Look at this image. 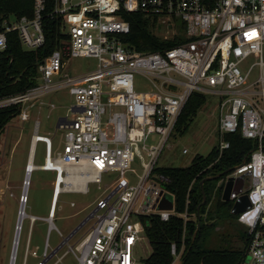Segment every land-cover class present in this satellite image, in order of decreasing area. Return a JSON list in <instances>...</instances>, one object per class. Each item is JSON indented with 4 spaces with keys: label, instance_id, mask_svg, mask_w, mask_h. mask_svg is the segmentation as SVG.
<instances>
[{
    "label": "built area",
    "instance_id": "built-area-1",
    "mask_svg": "<svg viewBox=\"0 0 264 264\" xmlns=\"http://www.w3.org/2000/svg\"><path fill=\"white\" fill-rule=\"evenodd\" d=\"M131 13L154 21V34L161 40L172 38L170 32L177 30L183 41L162 52L135 51L123 42L130 31L123 16ZM47 16L59 20L61 38L38 65L36 85L0 99V109L17 107L15 118L23 124L32 109L56 108L45 103L46 96L66 90L73 97L66 114L57 118L55 132H61L57 145L55 133L39 135L36 121L26 159L33 161L36 145L42 144L43 163L36 167L54 171L57 177L49 217H28L30 227L43 220L48 235L56 231L61 240L51 249L47 236L39 253L29 249L28 237L22 264L28 257L34 264H136L135 247L145 239L144 218L156 216L166 222L178 216L186 221V213L176 212L175 197L165 188L168 178L154 171L194 93L217 97L218 158L229 148L226 135L237 133L253 143V150L223 185L232 179L231 213L234 205L243 207L233 213L248 235L239 264H264V0H32L30 17L3 21L0 50L9 33L17 34L26 51L42 47ZM159 28L165 31L159 33ZM75 58L94 59L96 67L78 75L67 72V63ZM249 59L255 62L243 71ZM254 66L259 75L249 83ZM182 154H188L187 149ZM134 166H139V173ZM109 174L116 177L88 215L62 236L54 225L57 196L87 194L90 184L101 185L103 175ZM168 196L172 209L159 210ZM26 202L23 198L21 207ZM171 254L178 261L174 245Z\"/></svg>",
    "mask_w": 264,
    "mask_h": 264
},
{
    "label": "trees",
    "instance_id": "trees-1",
    "mask_svg": "<svg viewBox=\"0 0 264 264\" xmlns=\"http://www.w3.org/2000/svg\"><path fill=\"white\" fill-rule=\"evenodd\" d=\"M31 11L32 0H0V28L7 18L30 17ZM49 11L48 7L46 12ZM123 18L130 28L123 42L137 52H162L179 43L164 41L155 36L154 21L144 15L131 13L125 14ZM43 32L44 45L35 51L24 50L16 33L7 35L5 48L0 50V99L20 94L36 85L38 65L57 47L61 38L59 20L45 17ZM203 101L201 94L191 95L178 118L176 132L181 126L182 133L187 130ZM17 113L16 106L0 109V132ZM225 140L229 142V148L219 158L218 150L214 147L206 156H194L186 167L155 169L154 172L168 178L169 183L165 188L175 197L176 212L186 213L187 220L178 216H172L166 222L156 216L144 218V236L151 253L141 264H173L172 245L181 264H239L244 259L248 244L247 232L234 228L233 224H238L235 215L231 213L232 203L222 201L221 196L223 182L230 174L227 171L240 165L254 146L252 141L243 139L237 133L226 135ZM262 148L264 152V140ZM219 174L221 176L218 179L203 183L206 201L197 215V207L202 201L200 182ZM197 225L199 227L196 231ZM216 227L222 229L215 231Z\"/></svg>",
    "mask_w": 264,
    "mask_h": 264
},
{
    "label": "rangeland",
    "instance_id": "rangeland-1",
    "mask_svg": "<svg viewBox=\"0 0 264 264\" xmlns=\"http://www.w3.org/2000/svg\"><path fill=\"white\" fill-rule=\"evenodd\" d=\"M162 31H165V29L159 28L158 32L161 33ZM153 32H155V29H153ZM171 35L173 37L168 38V41L180 43L184 39V36L177 30L171 31L170 37ZM262 52L264 60V47ZM254 62L255 60L249 59L242 66L243 71H246L249 65ZM67 66V72L72 71L78 75L94 69L96 61L88 58H75L71 59ZM258 75L259 68L254 66L248 82L255 81ZM143 83L144 81H141L140 86L142 88L144 86ZM256 88H259V85ZM201 95L204 98L203 104L197 110L192 122L184 133L181 132L183 128L181 126L177 132L174 131L171 134L167 141L169 148L166 146L161 151L156 162L157 168L186 167L194 156H206L216 146L219 120V112L216 109L217 97L207 93H201ZM44 101L45 103L54 104L56 108L52 111L47 107L40 110L32 109L28 122L21 124L17 118H13L0 132V264H9L10 262L13 238L23 198L27 199L24 208L26 217L22 221L15 264L23 263L28 237H30L29 249L34 250L37 248L39 253L43 249L47 236L51 249L55 248L61 240L56 231H52L48 235L47 224L43 220H37L30 227V219L28 218L35 216L45 220L49 217L52 198L57 184L56 173L49 170H39V168L35 169L30 177L27 195H24L26 159L35 122L38 121L40 123L39 135L48 134L52 136L55 133L53 138L55 147L61 137L60 131L55 132L57 118L66 114L67 107L73 104V97L69 96L66 90H62L46 96ZM153 140H155V137H153ZM183 149H187L188 154H182ZM42 163L43 145L37 144L33 155V164L40 166ZM133 168L137 173L140 172L139 166H134ZM115 177V174L103 175L102 184H90L87 194L64 193L57 196L53 212L54 225L62 236H67L88 215L92 208V203L102 195L105 186ZM128 177L132 178L130 174H128ZM71 203L74 204L73 207L70 206ZM232 222L235 223L234 221ZM233 225L238 229H243L240 225ZM150 253V245L146 239H143L136 245L134 250L136 264H141ZM34 262L28 257L27 264H34Z\"/></svg>",
    "mask_w": 264,
    "mask_h": 264
},
{
    "label": "water",
    "instance_id": "water-1",
    "mask_svg": "<svg viewBox=\"0 0 264 264\" xmlns=\"http://www.w3.org/2000/svg\"><path fill=\"white\" fill-rule=\"evenodd\" d=\"M245 159H246V158H245ZM245 159L243 160V162L245 161ZM243 162H242V163H243ZM232 170H233V169H231V170H229V171H227V172H231ZM220 176H221V175L219 174V175H216V176L207 177V178H204V179L200 182V190H201V195H202V201H201L200 205L197 207V215H198L199 208H200L201 206H203V205L205 204V201H206V197H205L204 190H203V183L206 182V181H210V180L218 179ZM231 185H232V179L229 178V179L226 181V183H225V185H224V187H223V190H222L221 200L224 201V202L229 201V195H230V192H231V190H232ZM241 186H242V181L239 182L238 191L241 190ZM239 192H240V191H239ZM243 199L245 200V204H247L246 197H243ZM21 208H22V207H20V211H19V214H18V215H20ZM158 209H159V210H171V209H172V205H171V197L168 196V199H163V200L161 201V203L159 204ZM242 209H243V207H242V208H237L236 205H234V206H233V210H234L233 213H238V212L241 211ZM18 218H19V216H18ZM19 226H20V225H19V223H18V219H17V226H16L15 234H16V231L18 230ZM198 227H199V225H197L196 231L198 230ZM15 234H14V238H15ZM195 234H196V232L194 233V235H193V237H192V240L194 239ZM14 238H13V243H14ZM12 249H13V247H12ZM11 256H12V252H11ZM11 256H10V260H11ZM9 264H10V262H9ZM179 264H181V263H179Z\"/></svg>",
    "mask_w": 264,
    "mask_h": 264
},
{
    "label": "bare ground",
    "instance_id": "bare-ground-1",
    "mask_svg": "<svg viewBox=\"0 0 264 264\" xmlns=\"http://www.w3.org/2000/svg\"><path fill=\"white\" fill-rule=\"evenodd\" d=\"M33 161H27V164L25 166V174H26V183L28 184L27 186L25 185L24 187V195H27V191H28V187L30 185V177H31V174L32 172L37 169V167L33 166ZM66 183H70V181H67ZM59 188H57V192H59ZM24 206L21 208V212H20V215H19V218H18V223L19 225H22V221L24 219V214H22V211H24ZM24 213V212H23ZM20 232L19 230L16 231V234H15V238H14V243H13V249H12V256H11V260H10V264H15V261H16V257H17V250H18V244H19V239H20Z\"/></svg>",
    "mask_w": 264,
    "mask_h": 264
},
{
    "label": "crops",
    "instance_id": "crops-1",
    "mask_svg": "<svg viewBox=\"0 0 264 264\" xmlns=\"http://www.w3.org/2000/svg\"><path fill=\"white\" fill-rule=\"evenodd\" d=\"M234 228H236V227L234 226ZM219 230H221L220 227H216V228H215V231H219ZM175 264H179V262H178V261H175Z\"/></svg>",
    "mask_w": 264,
    "mask_h": 264
}]
</instances>
